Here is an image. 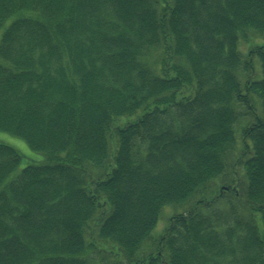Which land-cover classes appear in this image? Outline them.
I'll list each match as a JSON object with an SVG mask.
<instances>
[{
	"label": "trees",
	"instance_id": "1",
	"mask_svg": "<svg viewBox=\"0 0 264 264\" xmlns=\"http://www.w3.org/2000/svg\"><path fill=\"white\" fill-rule=\"evenodd\" d=\"M260 40L264 0H0V132L45 157L0 142V264H264Z\"/></svg>",
	"mask_w": 264,
	"mask_h": 264
},
{
	"label": "rangeland",
	"instance_id": "2",
	"mask_svg": "<svg viewBox=\"0 0 264 264\" xmlns=\"http://www.w3.org/2000/svg\"><path fill=\"white\" fill-rule=\"evenodd\" d=\"M259 43H264L263 40H260ZM136 119V116L133 117H125L116 121V124H124L133 122ZM0 142L12 146L15 148L19 153L22 155V161L19 166V171L22 170L24 167L28 166L32 163H41L44 161L45 157L42 153H38L32 150L23 140L16 138L12 135H9L4 132H0ZM163 225V222L158 226L160 229Z\"/></svg>",
	"mask_w": 264,
	"mask_h": 264
}]
</instances>
